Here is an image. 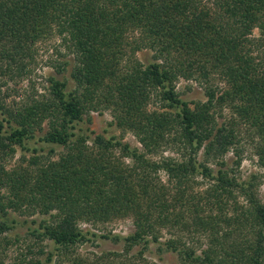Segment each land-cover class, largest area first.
Returning <instances> with one entry per match:
<instances>
[{
	"label": "trees",
	"instance_id": "trees-1",
	"mask_svg": "<svg viewBox=\"0 0 264 264\" xmlns=\"http://www.w3.org/2000/svg\"><path fill=\"white\" fill-rule=\"evenodd\" d=\"M202 1L0 0V87L25 69L37 42L57 36L71 57V85L51 77L49 97L16 108L0 96V264H15L6 260L19 242L10 233L21 226L35 245L18 264H110L76 249L92 238L160 244L163 230L173 231L163 246L181 264H264L260 181L234 171L242 136L264 169V58L252 48L264 54V0H211L219 12ZM143 50L152 52L145 63L135 57ZM211 74L225 87L208 85L193 106L179 97V78L209 84ZM153 99L159 107L148 111ZM223 109L230 117L218 123ZM104 111L140 148L87 126ZM197 178L207 182L201 193ZM124 218L134 226L125 238L79 225Z\"/></svg>",
	"mask_w": 264,
	"mask_h": 264
},
{
	"label": "rangeland",
	"instance_id": "rangeland-1",
	"mask_svg": "<svg viewBox=\"0 0 264 264\" xmlns=\"http://www.w3.org/2000/svg\"><path fill=\"white\" fill-rule=\"evenodd\" d=\"M202 5L212 9L213 12L220 11L215 5H213L211 0H203ZM138 35L139 34H134L132 38L137 39ZM251 38L254 41L256 38H259L258 29L253 30ZM257 47L258 46L252 47L254 49L253 55L255 57L264 58V54H261V48ZM151 55L152 52L143 50L137 52L135 57L141 63H145L147 58L149 59ZM69 59H71V57L66 46L61 43L57 36H52L46 40L37 42V44L30 50V57L25 59V69L21 73L16 74L13 78L7 76V78L4 80V83H1L0 96L4 98V101L8 107L11 106L14 108L24 105L25 103L30 102L32 99L41 100L43 98L49 97V78L55 77L59 80L67 79L69 85H71V80L69 79L71 65L65 64V62H67ZM61 66L65 69L64 73L62 72V74L58 73V69L60 70L61 68L59 67ZM208 81L209 84H207V80H186L179 78L175 84V89L181 99L193 106L192 103L204 102L206 100L204 89L208 85L221 88L225 87V85L221 83L220 77L216 74H211ZM159 104L160 103L157 102L156 99H153V101L147 107V110H155L159 107ZM89 117L90 122L87 126L95 133L107 136H115L122 139L123 142L128 143L132 147L140 148V144L137 142L136 138L131 132L122 131L112 124V117L109 111H104L101 115L91 112ZM216 117V121L218 123H222L224 118L228 119L230 117V114L228 110L223 109L222 112H218ZM43 128L46 129L45 124H43ZM242 137V142L240 143L242 162L239 168L234 170V162L236 161V158L230 151L225 156L227 168H233L237 174V177L240 178L241 181L248 179L251 175L258 176L260 181V186L257 191L258 198L262 203H264V169L257 165V158L253 154V149L249 143V139L245 136ZM62 152V148L56 149V153L60 154ZM38 154L46 155L47 150L44 152H39ZM160 155L163 157H177V154L174 153L172 149H163ZM20 156L21 153L17 150L15 157L8 162L6 167L10 169L17 165L19 163L18 161ZM26 157H28V155ZM209 166L213 167L212 165ZM160 178L163 183H166L167 178L163 173H160ZM195 182L198 183L193 184L195 193H201L203 190H205V185H207L206 181L202 180L201 178H197L195 179ZM239 200L242 202V198H239ZM13 216L17 217L16 214H13ZM23 219L24 218L18 217V220L20 221ZM79 225L81 229H87L98 235L110 233L112 235H120L124 238L132 234L134 231L133 222L130 218L117 219L112 222L98 224L96 226H92L91 224L87 223H80ZM169 233L171 234L173 231H161L159 238L160 244L149 243L147 246L135 245L132 247L127 246L123 241L92 238L90 241L79 245L76 249V252L84 259L93 261L95 258L101 257L105 263L110 264H181L180 257L176 253L168 252L163 246V243L173 236ZM182 236L185 237L184 235ZM10 238L13 241L17 238L19 239V242L18 244L15 243L14 246H12V248L8 251L6 260L8 263L18 264L20 255H24L27 246H34L35 240H33L27 234L25 226H21L13 230L10 233ZM198 240L199 242L195 244L196 248L199 249L201 247V249H204L206 239L200 238ZM190 244L191 242L189 241V245ZM42 246L49 250L52 245L49 241H43ZM35 249L36 248L33 250Z\"/></svg>",
	"mask_w": 264,
	"mask_h": 264
}]
</instances>
